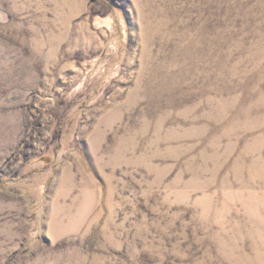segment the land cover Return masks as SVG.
<instances>
[{"label": "rangeland", "instance_id": "1", "mask_svg": "<svg viewBox=\"0 0 264 264\" xmlns=\"http://www.w3.org/2000/svg\"><path fill=\"white\" fill-rule=\"evenodd\" d=\"M0 264H264V0H0Z\"/></svg>", "mask_w": 264, "mask_h": 264}]
</instances>
